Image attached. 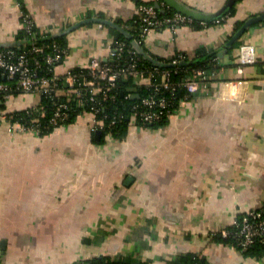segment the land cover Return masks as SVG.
<instances>
[{"label": "crops", "instance_id": "crops-1", "mask_svg": "<svg viewBox=\"0 0 264 264\" xmlns=\"http://www.w3.org/2000/svg\"><path fill=\"white\" fill-rule=\"evenodd\" d=\"M151 1L0 0V46L25 47L28 14L38 34L63 32L69 53L58 74L86 68L93 56L107 60L116 39L117 29L95 19L125 26L140 3ZM181 1L208 14L226 6L234 12L211 24L148 35L147 48L160 58L219 53L221 66L208 90L183 100L165 124L145 128L131 119L119 138L98 135L90 113L44 135L12 131L0 121V264H80L121 255L170 264L189 252L207 264H264V256L214 238L264 204V20L223 51L238 23L264 13V0ZM244 43L256 49L252 63L239 62ZM40 100L18 94L6 109Z\"/></svg>", "mask_w": 264, "mask_h": 264}, {"label": "built area", "instance_id": "built-area-1", "mask_svg": "<svg viewBox=\"0 0 264 264\" xmlns=\"http://www.w3.org/2000/svg\"><path fill=\"white\" fill-rule=\"evenodd\" d=\"M139 14L143 17L141 38L145 40L154 29L168 27L172 30H177L178 27L190 24L194 20V18L179 11L160 16L158 8L153 4H140ZM24 17L27 30L32 33L34 23L28 14H24ZM103 25V23L99 24L101 27ZM124 27L126 29L133 28L130 24ZM137 41L141 43V41ZM47 47H51V50H48ZM108 48L110 51L107 60L97 56L91 57V61L86 67L89 69L87 73L76 74L70 69L64 74H58L56 67L68 55L67 46H62L57 42L47 46L32 43L23 50L11 46H0V102L6 103L14 96L22 93L38 94L40 96L53 93L56 96H66V102L56 103V110L51 117L50 122L56 125L68 117L66 112L69 107L68 101L75 98L81 106L90 105V111L86 113H90L93 116V129L101 131L105 129L111 130L118 125L124 113L119 111L107 121V115L98 116L102 103L104 100L116 99V94L110 93V89L116 85L118 79L124 76H131L136 85L152 88L150 94L141 97L133 106L134 113L132 115V120L138 126L148 128L173 113V97L178 87L181 86L187 89V93L184 96L185 99L192 98L195 93L201 90H208L211 80L218 73V68H194L181 80H174L170 70H152L150 72L144 70L139 67L137 58H133L124 65H120L119 62L108 64L107 61L109 59L117 60L125 51L130 56L138 53L132 44L129 46L125 41L115 38L111 40ZM255 55L256 49L252 44H241L238 54L240 63L254 62ZM181 60L183 61V59L175 58L172 62L177 64ZM44 65L48 70H45V73H41L40 69ZM157 75L159 76L158 80L153 81V78ZM31 109L37 112L40 111L42 115H45V110L38 104L32 106ZM9 112L12 111L7 109L0 110V121L6 123L12 131L31 130L38 132V128L41 125L39 119L35 118L33 122L36 123L28 126L18 121H13V117ZM243 213L241 220L237 218L233 224L237 227L235 231L225 228L221 230V234L225 237L234 234L236 243L246 248L253 244L258 237L264 236V204L260 208ZM80 264L128 263L118 262L116 257H111L108 259H83Z\"/></svg>", "mask_w": 264, "mask_h": 264}, {"label": "trees", "instance_id": "trees-1", "mask_svg": "<svg viewBox=\"0 0 264 264\" xmlns=\"http://www.w3.org/2000/svg\"><path fill=\"white\" fill-rule=\"evenodd\" d=\"M156 0H153L151 2H142L140 4H153L155 3ZM160 2H163L162 0H159ZM164 10L158 9V13L160 16H166L169 14H172L176 12L175 9L167 6V4H163ZM234 12V7H230L226 10V12L219 18H214L211 19L207 22H201L200 20L194 19L190 24H211L214 21H220L225 17L226 14H231ZM143 17L138 14L132 21H129L127 23H124L125 26L130 24L133 26V28H128L129 31L133 34V37L139 41H141L142 45L145 47V49L149 51L146 45V40L141 38V30H142V24H143ZM243 23H238L237 27H240ZM34 31V32H33ZM32 33L28 32L27 36V43L25 47H22L20 49H26L29 47L32 43L39 44V45H51L54 42L59 43L62 46H66V42L63 36L59 37H53L52 34H47V35H41L37 33L36 27H33ZM116 39L118 40H123L125 41L129 46H131V39H127L122 33H120L117 30H113ZM37 33V34H36ZM239 44V42H235L232 47H230L229 51L232 50L234 47H236ZM18 48V47H15ZM48 50H51V47L48 48ZM42 55V54H41ZM180 56V57H178ZM133 58L138 59L139 67L143 68L144 70L150 72L152 70H170L172 72V78L174 80H181L183 77L188 75L194 68H207V69H212V68H220L221 64L218 60L219 58V53L217 50H207V49H201L198 51V53L195 54L194 57L190 58L189 55H187L184 52H179L177 56L173 58H160L157 56H154L156 60L162 61V62H172L175 58L183 59V61H188L190 59H196L195 62L193 63H184L182 64V60L177 63L176 65H172L170 67L163 66V65H158L153 61H150L146 59L143 55L136 53L133 56H130L128 52H124L119 59L117 60H112L109 59L107 61L108 64H116L120 63V65H124L128 62H130ZM46 65V64H45ZM43 66L40 69L41 73H45V70H48L46 66ZM74 73L76 74H81V73H87L89 71L88 68H82V67H77L72 69ZM159 76H155L153 78V81H157ZM136 87L137 92L139 93V97H133L132 94H134V91H132V88ZM18 92V91H17ZM152 92L151 87L147 86H138L134 83V79L131 76H124L121 77L120 79L117 80L116 85L110 89V93L116 94V99L114 100H104L103 105L101 107V111L99 113V117L102 115H107L108 117L106 120H110L113 115H115L117 112L122 111L124 113L123 118L120 120L118 125L111 130L105 129L103 131L104 134L106 133H111L115 135L116 137L123 138L126 136L128 132V127L130 125V121L132 119V115L134 113L133 106L140 100L141 97L150 94ZM187 93V89L185 87H178L174 97H173V106L172 110L173 112L180 106V103L185 99L184 96ZM66 96H56L53 93H48V94H43L41 95V100L38 103L43 110H45V115L41 114V112H37L32 110V106L21 109V110H13L12 112H9L11 116L13 117V121H18L20 123H23L25 125H32L36 122H33L35 118L39 119L41 122L40 128H38V133L39 134H47L53 131L57 126L61 124H66V123H72L78 119L80 115L85 114L86 112L90 111V105L87 104V106H81L75 98H73L71 101H68L69 107L66 109V112L68 113V117L60 122L59 124H52L50 122L52 115L54 114L56 110V103L59 102H66ZM6 109V103H1L0 102V110ZM168 121V117L164 118L161 122H157L153 124L152 126H161L165 124ZM244 213H241L238 216V220H241L243 217ZM228 229L235 231L237 227L235 225H232ZM214 238L222 240L228 244L235 245L236 248L242 250L245 254L251 255L253 257H263L264 256V236L263 237H258L256 241L253 244H250L246 248H243L239 246L236 243V239L234 238V234L225 237L221 234V231L216 233L214 235ZM98 259H108L109 257H104L101 256L95 257ZM118 262L121 263H128V264H147L146 262H133L130 260H127L123 255L117 257ZM170 264H207V261L205 258L200 257L197 253H181L177 254L174 256L172 260L169 262Z\"/></svg>", "mask_w": 264, "mask_h": 264}, {"label": "water", "instance_id": "water-1", "mask_svg": "<svg viewBox=\"0 0 264 264\" xmlns=\"http://www.w3.org/2000/svg\"><path fill=\"white\" fill-rule=\"evenodd\" d=\"M163 3L167 4V6L175 9L176 11H179L185 15H188L189 17H192L196 20H200V21H209L213 18L219 17L223 14V12L226 10L227 6L225 8H223L222 10H220V12H218L217 14H208V13H204L202 11H199L193 7L188 6L187 4H185L183 1L181 0H162ZM235 0H230L229 5L233 4ZM154 5L156 6V8L160 9V10H164V8L162 7V2H160L159 0H156ZM98 22H101L103 24H106L112 28L117 29L120 33H122L127 39H131V44L133 45V47L137 50V52L141 55H143L146 59L155 62L158 65H163V66H167L170 67L172 65H176V63L173 62H162L159 60H156L154 58V56L148 52L145 47L139 43L137 41V39H135L133 37V34L131 33V31H129L128 29H126L123 25L119 24L118 22L111 20V19H106V18H97L95 19ZM264 20V13L258 15V16H252L250 18H248L247 20H245V22L243 23V25L236 31V33L226 42V44L224 45V50L225 52H228L229 48L232 47L234 45V43L240 39V37L245 33V31L254 23L259 22ZM62 33H57L54 34L53 37L59 36ZM223 51H220V56H222L224 53ZM196 59H190L188 61H182L181 63H193L195 62ZM132 91H134L133 97H139V93L137 92V88H132ZM98 135H102V131H98L97 132ZM133 179V177H129V180ZM4 248V243L1 245Z\"/></svg>", "mask_w": 264, "mask_h": 264}]
</instances>
